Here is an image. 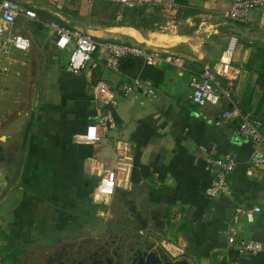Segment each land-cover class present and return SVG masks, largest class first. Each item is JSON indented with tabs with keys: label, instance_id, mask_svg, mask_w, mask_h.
<instances>
[{
	"label": "crops",
	"instance_id": "0c3cea01",
	"mask_svg": "<svg viewBox=\"0 0 264 264\" xmlns=\"http://www.w3.org/2000/svg\"><path fill=\"white\" fill-rule=\"evenodd\" d=\"M23 2L39 19L19 17L15 31L35 45L41 29L49 41L45 48L31 44L27 52L14 50L1 63L0 99L10 105L0 110V146L16 152L9 166L0 167V264H41L61 245L87 242L90 248L141 230L171 257L186 256L193 264H264V176L259 169L247 174L254 143L236 138L235 122L216 124L229 107L226 99L197 105L190 85L193 72L219 68L235 34L231 88L264 122V71L252 61L255 50H264V6L239 24L227 15L232 0H177L173 8L167 0H148L138 9L109 0ZM52 21L100 41L180 55L185 68L129 58L111 70L96 53L85 70L70 72L66 52L55 46ZM28 24L36 27L31 33ZM135 79L155 87L158 97L133 93L107 105L94 101L99 81L117 87ZM102 109L113 114L114 126L99 141L78 139ZM117 142L128 144L132 153L124 173L128 180L97 203L92 193L116 165ZM227 154L236 161L231 193L210 198L205 190L213 173L207 158ZM238 206L261 211L248 222L236 216ZM232 230L261 242L263 249L240 254L229 244Z\"/></svg>",
	"mask_w": 264,
	"mask_h": 264
},
{
	"label": "built area",
	"instance_id": "2783aa9c",
	"mask_svg": "<svg viewBox=\"0 0 264 264\" xmlns=\"http://www.w3.org/2000/svg\"><path fill=\"white\" fill-rule=\"evenodd\" d=\"M94 3L95 0H88ZM128 9L144 7L148 0H109ZM166 5L173 8L178 5L177 0H167ZM264 6V0H232L228 10V18L235 23H244L248 19L252 9ZM28 17L38 20L34 9L28 7L20 0H0V62L3 58L13 54L14 50L27 52L31 47L29 36L16 32L14 24L19 17ZM49 26L55 34V46L61 51H68L67 69L73 73H80L87 68L93 56L99 53L100 58L111 70H119L124 61L129 58L142 59L148 65L165 62L184 69V59L180 55L167 54L162 56L159 52L148 50L139 45L122 44L113 41H100L91 34L80 30L62 26L56 22H50ZM239 38L232 34L228 45L223 53L219 68H204L193 72L190 85L192 88V101L200 106L206 104H218L222 99L229 102L221 117L216 121L217 125L235 122V136L239 139L251 140L254 150L251 162L247 168V174L254 175L259 169L260 175L264 176V122L261 118L242 106L234 96L231 88L232 73L235 71L234 57L237 50ZM5 68L0 63V72ZM133 93H141L145 98L153 100L158 97L157 89L149 83L135 79L133 82H122L117 87H112L104 81L95 85L93 99L98 104H111L116 97H128ZM114 126L113 114L103 109L98 112V120L87 127L84 135L77 136L78 139L95 142L102 138V132ZM116 165L113 169L106 170L92 193V198L97 203H105L116 192L117 186L128 180L124 173L132 162V153L128 144L117 142L115 146ZM208 167L213 173L211 185L205 190L210 198L229 195L231 185L229 176L236 167V161L232 155L209 156ZM236 216H244L248 222H253L255 214L261 211L260 206L243 207L235 209ZM141 234H145L143 230ZM229 244L237 248L240 254H254L263 249L261 242L242 235L235 230L228 234Z\"/></svg>",
	"mask_w": 264,
	"mask_h": 264
},
{
	"label": "water",
	"instance_id": "95a60500",
	"mask_svg": "<svg viewBox=\"0 0 264 264\" xmlns=\"http://www.w3.org/2000/svg\"><path fill=\"white\" fill-rule=\"evenodd\" d=\"M15 150L7 151V147H0V157L5 161L0 167H7L13 161ZM152 212L151 219H154ZM98 253L97 260L103 264H193L186 256L173 258L167 254L156 242L149 238L148 232L137 234L127 231L117 234L113 239H106L103 243H96L93 251ZM70 263H73L71 258ZM68 262V259L56 264Z\"/></svg>",
	"mask_w": 264,
	"mask_h": 264
},
{
	"label": "flooded vegetation",
	"instance_id": "af4514ba",
	"mask_svg": "<svg viewBox=\"0 0 264 264\" xmlns=\"http://www.w3.org/2000/svg\"><path fill=\"white\" fill-rule=\"evenodd\" d=\"M85 243L87 242H81L74 246L61 245L53 252H48L47 254H45L44 260L41 264H56V262L59 263L66 259H68V262H65L63 264H103V262H99L97 260V251H93V247L95 245L88 248V245ZM98 243H103V240H100ZM69 258L73 259V263H70Z\"/></svg>",
	"mask_w": 264,
	"mask_h": 264
},
{
	"label": "rangeland",
	"instance_id": "374dc122",
	"mask_svg": "<svg viewBox=\"0 0 264 264\" xmlns=\"http://www.w3.org/2000/svg\"><path fill=\"white\" fill-rule=\"evenodd\" d=\"M20 1L23 2V0H20ZM25 29L28 31V33H31L33 30L36 29V27L33 24H28L25 27ZM42 29H45V27L42 28ZM36 31H38V30H36ZM39 31H40V34L36 35L37 36L36 40H38V43H36L34 45L33 42H32V46H34L35 48H40V47L43 46V48H45L47 43H48V41H49V39L47 37V33L45 31H41V29H39ZM31 41H32V39H31ZM64 52H66V53L64 55H62L63 58L66 57V56L68 58L69 52L68 51H64ZM254 58H256V59H254ZM263 60H264V50H261V49L255 50L254 53H253V57H252L253 66H257L258 64L261 63L262 64L261 67H263L264 66V61ZM3 61H4V58L1 60L0 63H3ZM4 105L8 106V105H10V102L0 99V110L3 108Z\"/></svg>",
	"mask_w": 264,
	"mask_h": 264
},
{
	"label": "trees",
	"instance_id": "16d2710c",
	"mask_svg": "<svg viewBox=\"0 0 264 264\" xmlns=\"http://www.w3.org/2000/svg\"><path fill=\"white\" fill-rule=\"evenodd\" d=\"M264 61V60H263ZM260 63V62H259ZM261 63L260 64H258V67H259V70H262V71H264V66L263 67H261Z\"/></svg>",
	"mask_w": 264,
	"mask_h": 264
}]
</instances>
